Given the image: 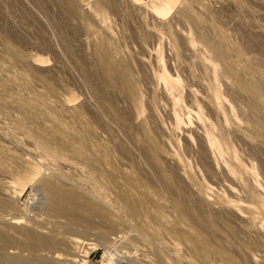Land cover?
Instances as JSON below:
<instances>
[{
  "label": "rangeland",
  "instance_id": "1",
  "mask_svg": "<svg viewBox=\"0 0 264 264\" xmlns=\"http://www.w3.org/2000/svg\"><path fill=\"white\" fill-rule=\"evenodd\" d=\"M83 1L85 2V4L83 3L84 5L81 4ZM159 1L163 0H0V218L3 220V222L0 220V224L2 225H0V228L5 231V235H10L11 237L15 235V237H17H14L15 240L18 239L17 242L20 243V246L18 243L15 245L16 248H1L0 254L2 251H17L21 254V256L17 254V256L8 255L9 257H0V264H6L8 261L9 264H13V260L15 259L16 261L14 264H34L37 259L43 257L41 254L44 253L49 254V257L54 256L56 253L63 255L64 260H61L60 264L71 263L73 261L76 264H88L89 262L91 264H111L112 262L109 260H112V258H115L114 261L117 262V264H197V262L198 264H264V203L262 200H260V226H263L260 227V230H256V232L255 230L251 231V229H248L241 221L240 223L237 222V219L231 222H225L222 219L219 222H213V220L208 222L205 218L207 215L205 212H208L211 207L205 200H201L202 197L200 198L199 195V193L205 189L207 181L198 173L197 167H199L200 164L197 162L195 154H189L182 145L174 144L178 153L182 156L186 155L192 166L189 168V172L194 175L196 183L194 182L195 184L191 185L188 189H190V191L194 193L193 194L189 191V193H187V191L185 192L183 189L184 186L189 187L190 185H184L186 182L185 180V182L181 184L178 179L175 180L171 178L170 172L167 170L166 165H164L165 162L163 163V161H160L153 164L154 160L152 157L150 158L153 161L149 158L151 155H146L150 153L152 144H149L148 141L143 138L145 137L147 139L152 136L151 127L153 123H150L152 121L149 120L150 124L148 122H146L147 124H139L141 122L135 120L137 117L135 108L131 110L134 104L138 102H142L144 106L150 102L151 106L157 109L159 118L162 121L165 120L163 118L165 115L160 108L165 104V99L162 97L161 91L155 88L154 78L152 79L154 82L150 81V77H153L154 74H159L162 69L159 58L163 57L165 62L170 63L169 65L171 67L168 64H166V66L168 65V68L172 72H177L180 78L182 77L181 83L184 87L183 96L185 99L187 95H184V93L188 94V90H185L186 84L189 82L190 85L199 89L198 80H200V77H203L202 74L199 76L201 70L198 66L199 63H196L197 54L199 55L202 53L205 55L207 51L205 49L208 47V50L210 48L212 50L211 46H213V44L223 49V54L220 56L210 50L207 51L208 53L206 56L211 60L216 59L212 61L219 67L217 68L219 76H221L220 73L224 70L226 74L223 72L224 74L222 73V76L228 74L226 78L230 82L227 84L228 87L223 84V90L227 92L226 90L230 88L229 85L231 86L234 83V85L237 84V87H239L238 85H241L243 81L246 82L247 85L251 82V85L249 84L248 86L250 89H248V87H246L245 90L244 88H238V90L240 89L238 91L235 87V91H233V88L231 90L229 98L235 103L238 109L237 113H240L241 115H239L245 120L251 119L249 114L250 107H248V105L251 103L252 98H254L253 101L257 100L258 102L254 103L252 101V105L254 104V106H257L259 104L260 107L264 109V0H176L171 11L165 16H158L152 7L154 2ZM69 5H71L70 7H75L76 10L75 8L72 10L73 8L71 9ZM92 11L95 12L92 13ZM189 11L192 13L190 14ZM96 18L101 25H98ZM102 18L104 19L103 22L101 21ZM153 25L155 27H153ZM103 27H105V29ZM172 27L174 29H172ZM102 29L104 30L102 31ZM109 30L110 34H113L112 38L110 37L111 35L108 36ZM174 30L181 36L186 34V37L184 36V38H181ZM150 31L152 33L148 35L147 33ZM185 31L187 33H184ZM103 32L104 34L107 33V36H105L107 40L108 37L112 39L109 38L107 44L106 40L104 41L103 39ZM155 33L159 34L157 38L153 36ZM187 35L192 38L190 37V39H188ZM207 36L209 38H207ZM186 38L192 45H188L189 42H187V40L184 42L185 45L182 43V39L184 40ZM207 39H210V41H207ZM211 39L214 40L211 41ZM100 40L102 42H100ZM108 42L112 43L109 44ZM192 42L204 50L202 51ZM209 42H211V46ZM200 44H203L202 47L204 48H202ZM102 45L105 46V48L102 47ZM115 46L118 47V49ZM109 47L111 50H118V53H116L117 55L110 51ZM103 48L105 50L102 52ZM153 48H155V50ZM191 48L195 49L191 50ZM158 49L160 52L157 51ZM185 49L190 52L187 53ZM180 50H182V52ZM183 51L189 56L186 58L182 56V54L187 56ZM149 52L151 54H149ZM190 53L193 57L196 54V59H192L193 57L190 56ZM148 54L149 59L147 57ZM159 54L160 56H158ZM103 55L108 57L106 58L109 62L105 60ZM134 55L136 57L139 56L136 59ZM174 55H177V57ZM228 56L230 60H227ZM219 57L223 60L219 59ZM114 58L116 61H114ZM122 58L127 60L125 61L126 63L124 62L125 64H121L122 66L125 65L127 67V62L129 63V67L133 64L132 67H130L133 71H129V76L134 75L133 77H128L131 81L134 80L132 83L122 76L120 79L121 74H118L122 69L120 64V67L118 66V62L121 63L124 61ZM171 58L173 59V66ZM110 59L111 63H115L116 65L111 64ZM128 59L130 61H128ZM138 59L139 61L136 62ZM183 59L187 60L184 61ZM174 60H177V63L183 62L182 64H185L188 70L186 68H181L183 65L180 63L177 64ZM218 60L221 61L218 62ZM138 63H141L142 66ZM218 63H220L221 66ZM40 64L43 66L40 67ZM147 65L149 67V72ZM175 66L177 67V71L174 70ZM220 67H222V69ZM114 68H118L119 70H115ZM226 68L228 71H226ZM189 71L193 76L191 74L189 76ZM147 73L151 75L154 74L152 76L150 74L147 76ZM222 76L220 79L223 78ZM116 77L118 78L116 79ZM121 80L126 81L122 82ZM194 80H196L195 83ZM238 80L240 82H238ZM148 83L153 92L151 88L150 90L148 89L147 92L146 89L149 88V86L147 87L146 85H149ZM135 84L136 86H133ZM126 86H128V91ZM254 87L260 88V97H255L252 93L251 89ZM129 90L131 98L128 97ZM240 91H242L243 94ZM245 91H247V93ZM236 92H238V94ZM148 93L151 94L148 95ZM156 93L160 99L156 98ZM148 96H152L150 97L152 101ZM162 99L164 101H161ZM186 100L187 99H185V101ZM69 102L72 103L70 104ZM238 104L241 106L243 105L242 108L244 109L241 110L242 112L240 108H238L241 107ZM128 105H132V107L130 108ZM77 106L81 109H78ZM262 109L260 110L261 116H263L264 113ZM72 110L78 113L75 112V115ZM133 111H135V114ZM144 113L142 114L141 120L146 117L147 111ZM133 117H135V119ZM131 119L133 121H131ZM132 122L137 123L133 124ZM138 124L142 128H140ZM262 126H264V121ZM134 127H136L138 131L137 129L135 130ZM262 129H264V127ZM139 134L140 136L138 137ZM135 135L141 140L139 141ZM260 138L264 139V137L261 136ZM258 139L259 138H255L253 140L254 142L252 141L251 144L240 141L234 143L240 156L244 159L248 158L253 163L254 168L260 175V182L264 184V140L261 141V139ZM255 140H258V143ZM66 145H68L70 149L67 148ZM141 146L144 150L148 151H143V149L140 148ZM133 152L135 155L132 154ZM134 156L139 157V161L143 160L144 162V160H147L148 163L147 161L146 163L148 165L146 163L142 164V161H137L139 158L136 159ZM130 159L132 162L137 161V163L141 166L143 165V167L136 165V163L133 165ZM128 160L131 163L130 165L129 163L127 164ZM91 161H93V164L91 163L92 165L89 163ZM145 165L148 167H144ZM137 166H139V168H137ZM151 166L152 168H150ZM154 166H157V169ZM21 168L23 170H21ZM154 168L156 170H154ZM160 168L161 170L164 169L163 173L160 172ZM16 171H19V173H16ZM36 171L39 172L37 175L38 177L35 176V179H32ZM156 174H161L162 176H157ZM47 175L48 177L51 175L50 178H48ZM111 175L117 177L111 178ZM149 175L150 177L153 176L152 180L149 178L150 182H156L160 190L159 188L158 190L155 189V183H150V186L152 184L151 187L153 188L154 186L153 189H155V191L157 190L158 194L160 191L165 194L162 193L164 201L163 197L159 195L160 200L163 202H160L158 194H156V196L152 195L155 191L150 188L149 182L145 179ZM160 176L163 180H161ZM154 177L158 178V180L156 179L155 181ZM164 178L168 179V182H166ZM49 179L51 181H49ZM47 181H53V184H56V186L61 189L60 191L66 194L67 197L64 199L65 204L73 200V204L77 203V207L79 204V208H74L75 205L73 206V204L70 203L71 205L68 207L69 216L65 213L67 209L65 206L63 212L60 210L61 213L57 211L51 214L52 211L49 212V210H47L55 217H46V215H50L47 211L46 215H44V210L47 208H43L44 205L46 206L45 199L47 198V193L44 191V187ZM158 182L161 183L159 184ZM209 182L213 184V186L217 185L216 179H208V183ZM13 183L18 184H14V186L9 189V194L12 193L11 195L15 196L10 199L4 194V189L5 186L11 187ZM162 183L163 185H161ZM143 184L144 187L147 185L149 186H147L150 188L149 193L147 191L149 189H147V187L144 188ZM181 185L183 187H181ZM25 186L26 188L23 189ZM37 186L42 189L41 195H37L38 192L36 190L39 188ZM191 187L195 191H193ZM185 188L187 189V187ZM151 190H153V193H150ZM68 191H71L69 194L73 193V195L67 194ZM142 191L147 192V197L148 195L150 196L147 198L146 192L141 193ZM44 192L45 194H43ZM177 192L179 194L182 193V196H178L179 194L176 195L175 193ZM195 192L198 193L196 194V198L194 196ZM189 194H192L194 197H189ZM101 195L105 197L110 206L108 205V207L105 208L98 204L99 198L102 197ZM185 195L188 196L186 197ZM263 195L262 193V198H264ZM42 196L43 199L41 201L44 202V204L40 201ZM177 196L178 198L180 197L181 200H179ZM68 197L71 201L66 202L69 200ZM183 197H186V201L187 199H190V201L184 202ZM165 198L170 200L173 199L175 203L173 200L166 201ZM146 199H148L149 203ZM196 199H200V201H197L199 206L200 204L201 206L203 205L200 209L205 210L207 208L206 210L208 211L203 210V212L199 208L196 209ZM151 201L153 203H150ZM191 201L196 203V206H194V203ZM155 202L159 203L158 205L162 210L157 207L158 205ZM154 203L156 206L153 205ZM163 203L164 206L167 205L169 208H173H170L171 211H173L171 212L167 207H162ZM176 203L184 209V214H182L181 217L176 208ZM184 203L189 205L187 208L191 207V209H187ZM190 203H192V206ZM129 205H134V207L128 211ZM80 206L83 207L80 208ZM84 206L91 207V209L87 207L88 212H84ZM124 206L126 208H124ZM15 207L17 208L16 210ZM164 208H167L166 210L169 209V214ZM75 209L79 215L81 214L80 217L83 218V220H92V223L94 221L95 223L93 226L96 227L98 225L96 228L100 226V230H102L103 225L105 227L104 229H107L106 226L111 224L110 227L113 228L117 224L116 227L118 226V229L115 227V229H113L116 235H113V231H111L110 233L112 236L109 235L103 238L104 235L100 237L102 234H97L100 230L90 231V233L88 230V233H83L81 227L72 224L73 221L69 218L70 215L73 214L70 212H72V210L76 211ZM139 209H141V211ZM163 210H165L166 213ZM190 211L196 212L191 213ZM201 211L203 214H206L204 217L205 220L203 219ZM199 212H201L202 215ZM77 213L74 214L77 215ZM143 213L145 214L144 216L142 215ZM24 214H26V216ZM61 214L64 215V218L67 216L68 220L64 219ZM172 214L175 216L173 215L174 217H171ZM188 214L189 216H187ZM57 215L62 217V220L58 217L61 224L57 223ZM12 217H24V226L27 227L28 225V228H38L37 226H39L38 229H43L44 235L56 236V238L68 237L77 241V247L70 248L64 245H56L57 247H47V249L43 247L39 249L29 248L28 245L33 243L34 239L24 233L14 231L7 222L9 219L12 220ZM186 217L189 218V220L194 217L192 220L198 229L202 226V223H205L206 225L204 224L202 227L205 228L206 226V229L201 227V230H198L200 232H198L195 230V227H192L194 224L190 225L193 223L192 220L189 222L187 221L188 219L185 220ZM181 219H184L185 223L182 222ZM63 220H65V223ZM171 220L174 221L172 222ZM52 221H55V223ZM200 221H202L201 224ZM41 222L44 223V225ZM182 223L188 226H184ZM196 224H199V227ZM42 225L43 227L40 228ZM179 228L182 233H178V231H180ZM182 228L186 233L183 234ZM202 229L208 232V238L206 231L204 232ZM119 231H121V233ZM202 232L206 234L205 237ZM132 235H135V237L137 236L139 239H136L139 242L141 241V243L136 241L134 243L132 238L135 237ZM190 235L192 236L191 238ZM189 238L190 240H187ZM213 240L215 242H212ZM190 242L196 244L195 249L193 243L191 244ZM188 243H190L192 248H190ZM213 244L215 246H213ZM198 245L199 247H197ZM196 248H199L198 251ZM215 248L218 249V251L220 250V255L215 251ZM167 249H171L172 252L171 250L163 251ZM146 251L149 254L146 253ZM196 251L199 253L197 256ZM168 254H171L169 259ZM22 256L26 259L24 260ZM172 256L174 258H172ZM11 257L13 259H11ZM158 257L159 259H164V261L161 259L159 260ZM196 257H198V259ZM199 257L202 260H199ZM18 258L20 263L17 262ZM43 258H41V261H44L41 262L37 260L36 263L41 264L43 262H49V264H53L55 262L46 259L47 257ZM155 258L158 260L156 261ZM203 258L205 259L203 260ZM10 260L12 261L10 262ZM105 261L107 262L105 263ZM55 263L57 264L58 262ZM112 264L115 263L113 262Z\"/></svg>",
  "mask_w": 264,
  "mask_h": 264
},
{
  "label": "bare ground",
  "instance_id": "2",
  "mask_svg": "<svg viewBox=\"0 0 264 264\" xmlns=\"http://www.w3.org/2000/svg\"><path fill=\"white\" fill-rule=\"evenodd\" d=\"M68 1V0H67ZM77 2V1H76ZM75 2V3H76ZM175 2H176V0H163V1H159V2H154L153 3V5H152V7H153V9H154V11H155V13L158 15V16H165L166 14H168L170 11H171V9H172V7H173V5L175 4ZM77 3H79V2H77ZM81 3V2H80ZM85 4V2L83 1L81 4ZM68 4H70V3H68ZM83 4V5H84ZM138 4V3H137ZM74 5V4H73ZM134 5V4H133ZM71 5H69V7H70ZM77 6H80V5H77ZM82 6V5H81ZM99 7V6H98ZM138 7V6H137ZM72 10H74V8L75 7H70ZM96 8V7H95ZM140 8V7H139ZM91 9H93V8H91ZM75 10H76V8H75ZM97 10H99V9H97ZM100 11V10H99ZM99 11H98V13H99ZM188 11V10H187ZM191 11V10H190ZM190 11H189V13H190ZM74 12V11H73ZM84 12V11H83ZM86 12H87V10H86ZM89 12V11H88ZM95 12V11H94ZM93 11H92V13H94ZM192 13V12H191ZM190 13V14H191ZM89 14V13H88ZM91 14V13H90ZM186 14H188V13H186ZM76 15V14H75ZM156 15V16H157ZM89 16V15H88ZM96 16H97V14H96ZM102 16V15H101ZM183 16V15H182ZM191 16V15H190ZM194 16V15H193ZM188 17V16H187ZM195 17V16H194ZM93 19H95L94 17H92ZM97 19V18H96ZM100 19V18H99ZM97 21V23H98V25L100 24L99 23V20L97 19L96 20ZM101 21L103 22L104 21V19L102 18L101 19ZM161 24V23H160ZM97 25V24H96ZM98 25H97V27H98ZM101 25V24H100ZM105 25V24H104ZM168 25V24H167ZM197 25V24H196ZM105 27H106V25H105ZM105 27H103L104 29H105ZM109 27V26H108ZM107 27V28H108ZM152 27V26H151ZM153 27H155L154 25H153ZM157 27V26H156ZM97 29H99V28H97ZM104 29H102V31L104 30ZM109 29V28H108ZM153 29V28H152ZM171 29V28H170ZM172 29H174L173 27H172ZM171 29V30H172ZM204 29V28H203ZM111 30V29H110ZM110 30L108 31V36H110L111 34H110ZM199 30H200V28H199ZM198 30V31H199ZM201 30H202V28H201ZM95 31H96V29H95ZM149 31V30H148ZM175 31V30H174ZM173 31V32H174ZM203 31V30H202ZM149 33L151 34L152 32L150 31V32H148L147 34L149 35ZM175 33L177 34V31H175ZM182 33V32H181ZM180 33V34H181ZM184 33H187L186 31L184 32ZM199 33H201V32H199ZM107 33H105L104 34V32H103V39H104V41L106 40V44H107V41L109 40V38L111 37L112 38V35L110 36V37H108V40H107V38L105 37V36H107L106 35ZM156 34V33H155ZM153 35L154 36V38H157L158 36H159V34H156V35ZM201 34H203V33H201ZM148 35H146V36H148ZM158 35V36H157ZM178 36H180L181 38H184V36L186 37V34L185 35H183V33H182V35L183 36H181V35H179V34H177ZM188 35H190V34H188ZM188 35H187V37H188ZM156 36V37H155ZM202 36V35H201ZM105 37V38H104ZM150 37V36H149ZM152 37V36H151ZM191 37V36H190ZM190 37H188V39H190ZM199 37H200V34H199ZM203 37H205V36H203ZM110 38V39H111ZM114 38V37H113ZM192 38V37H191ZM207 38H209L208 36H207ZM187 38L186 39H182V43L184 44V42H185V40H187V42H189V40H188ZM112 40V39H111ZM110 40V41H111ZM114 40V39H113ZM160 40H162V39H160ZM181 40V39H180ZM192 40V39H191ZM190 40V41H191ZM194 40V39H193ZM210 41V39H207V41ZM212 40H214V39H211V41ZM103 41V42H104ZM100 42H102L101 40H100ZM202 42H204V41H202ZM215 42V41H214ZM109 44L110 43H112V42H108ZM179 43H181V42H179ZM181 43V44H182ZM193 43V42H192ZM213 43V42H212ZM221 43V42H220ZM105 44V45H106ZM161 44V43H160ZM180 44V45H181ZM187 44V43H186ZM190 44V42L188 43V45ZM194 44V43H193ZM211 44V42H209V45ZM229 44V43H228ZM174 45V44H173ZM185 45V44H184ZM188 45H186V46H188ZM190 45H192V44H190ZM195 45V44H194ZM201 45V44H200ZM217 45V44H216ZM224 45V44H223ZM111 46H112V44H111ZM110 46V47H111ZM124 46V45H123ZM196 46V45H195ZM203 46V44L201 45V47ZM211 46V45H210ZM209 46V47H210ZM98 47H99V45H98ZM102 47H104L105 48V46H103L102 45ZM107 47H108V45H107ZM109 47V48H110ZM116 47V46H115ZM142 47H143V45H142ZM181 48H183L182 46H180ZM189 47V46H188ZM196 47H199L200 48V46H196ZM205 47H207V46H205ZM212 47V50H211V48L208 50V47H207V49H205V50H207V51H213L214 53H216L217 55H222L223 54V49H221L220 47H218V46H215L214 44H213V46H211ZM102 49V52L105 50V49ZM117 49H118V47H116ZM180 48V49H181ZM184 48H185V46H184ZM187 48V47H186ZM202 48H204V47H202ZM99 49V48H98ZM106 49H108V48H106ZM154 50H155V48H153ZM152 49V50H153ZM195 49V48H194ZM194 49H192L191 48V50H194ZM201 49V48H200ZM199 49V50H200ZM110 51H112V52H114L115 54L116 53H118V50L117 51H115L114 49H112L111 50V48L109 49ZM108 50V51H109ZM114 50V51H113ZM186 50V49H185ZM184 50V51H185ZM187 50H188V48H187ZM186 50V52L188 53V52H190V51H187ZM198 50V51H199ZM202 51L204 50V49H201ZM110 51H109V53H110ZM158 52H160L159 51V49L157 50ZM181 52H182V50H180ZM183 51V52H184ZM205 52L206 54L208 53V52ZM225 51H227V50H225ZM225 51H224V53H225ZM106 52V51H105ZM153 52V51H152ZM157 52V53H158ZM174 52H175V48H174ZM186 52H184V53H186ZM193 52V51H192ZM191 52V53H192ZM187 53H186V55H187ZM191 53H190V56H192L191 55ZM193 53H196V52H193ZM192 53V54H193ZM201 53V52H200ZM113 54V53H112ZM111 54V55H112ZM114 54V55H115ZM149 54H151L150 52H149ZM149 54H148V59H149ZM155 54V53H154ZM181 54V53H180ZM206 54L204 55V54H197V59L195 58V55H194V57L192 58V59H196L195 61H196V63H199L198 64V66H199V69L201 70L200 72V75L199 76H201V74L203 75V77H200V80H198L199 81V89H197V88H195V86H193V85H190L189 84V82H188V84H186L185 86V90H188V94H185L184 93V95H187V98H185V99H187L186 101H185V99H184V96H183V90H184V87L182 86V83H181V78H180V75L176 72V73H174V72H172L168 67L170 66L169 64L170 63H167V62H165L164 61V59H163V57H161V58H159V63L162 65V69H161V71H160V73L159 74H152L153 75V77H150V81H153L152 79L154 78V80H155V88H158L159 89V91H161V94H162V97L165 99V104L162 106V104H161V106L162 107H160L161 108V110H162V112H163V114L165 115H163L164 117V119L165 120H161L160 118H159V115H158V111H157V109L156 108H154V107H152L151 106V104H150V102H148L149 103V105H148V103H147V105L146 106H144L143 104H142V102H138V103H136V104H134V107H132V105L131 106H129L130 108L132 107V109L131 110H133V108H135V110H136V115H137V117H136V119H135V117H133L136 121H140L141 123H139V124H145L146 122H148L149 123V120H151L152 122H150V123H153V125H152V127H151V134H152V136L151 137H148L147 139L144 137L143 139H145V140H147L148 141V143L150 144H152L151 146H152V148H151V150H150V153H148V154H146V155H151V156H149V158L150 157H152V159L154 160V162H153V164L156 162V163H158V162H160V161H163V163H164V165H166V168H167V170L170 172V175H171V178H173V179H178L180 182H181V184L183 183V182H185L184 183V185H188V184H190L189 185V187L188 186H184V190H185V192L187 191V193H189V192H192V191H190V189H188V188H190V186L191 185H194L196 182H195V180H194V175L193 174H191L190 172H189V168H191L192 166H191V164H190V161H189V159L187 158V156L186 155H184V156H182V155H180V153H178V151L176 150L177 148H175L176 146H174V144H177V145H182L184 148H185V151L187 152V153H189V154H195V156H196V158H197V162L200 164V166L199 167H197V170H198V173L203 177V179L205 180V181H207V184H206V187H205V189L204 190H202L201 191V193H199V195H200V198H201V200L203 199V201L205 200L207 203H209L210 204V209H209V211L208 210H204V211H208V212H205L206 214H203V210L202 209H200V208H202L203 207V205L201 206V204H200V206L198 205V203H197V201L199 200L200 201V199H196V203H197V206L195 205L196 203H194L193 201H191L192 203H194V206H196L197 208L196 209H200V210H202L201 212H202V214H203V219H204V217H205V215H206V219H207V221L208 222H211V220H213V222L215 221V222H219L221 219L222 220H224L225 222H231V221H235L236 219H237V222H239L240 223V221L242 222V223H244L245 225L244 226H246L248 229H251V231H253V230H255V232H256V230H260V227H262V226H260V200H262V202L264 203V198H262V193L264 194V184L263 183H261L260 182V175L258 174V172L256 171V169L254 168V165H253V163L248 159V158H246V159H244L243 157H241L240 156V154H239V152H238V150H237V148H236V146H235V143L234 142H237V141H240V142H243V143H250L251 144V142L255 139V138H259L258 140H260L261 138H260V136L261 137H264V129H262L264 126H262V123H263V119H264V113H263V116H261L260 115V110L262 109V107H260V105L258 104L257 106H254V104L252 105V101L254 100V98H252V97H250V98H252V101H251V103L249 104V105H251V106H249L248 105V107H250V116H251V119L249 118L248 120H245V119H243L240 115V113H237V108H236V105H235V103H233V101L229 98V95H230V93H231V90H232V88H233V91H235V89H237L238 90V88H244V90H245V88L246 87H248L249 86V84L251 85V82L247 85V83L246 82H244L243 81V79H242V81L244 82H241V85L239 84L238 86L239 87H237V84L236 85H229V87L230 88H228L227 90H226V88H225V90L227 91V92H225L224 90H223V84H225V85H227V84H229V80H227V78H226V76H228V74L227 75H225V76H222L224 73L226 74V72H222V73H220L221 74V76L223 77V78H221L220 79V77L221 76H219V72H218V70H217V68H219V67H217L216 66V64L212 61V60H216V59H209L208 58V56H206ZM229 54V53H228ZM114 55H113V57H114ZM117 55V54H116ZM178 55V54H177ZM177 55H174V56H176L177 57ZM104 56V55H103ZM109 56V55H108ZM120 56V55H119ZM135 56V55H134ZM139 56V55H138ZM137 56V57H138ZM154 56V55H153ZM158 56H160V54L158 55ZM157 56V57H158ZM182 56H184L185 58L186 57H188L189 55H187V56H185V55H183L182 54ZM226 56V55H225ZM107 57V56H106ZM105 56H104V58H105V60L107 61V58H106ZM110 57V56H109ZM136 57V56H135ZM137 57H136V59H137ZM146 57V56H145ZM146 57V58H147ZM183 57V58H184ZM218 57V56H217ZM223 57H224V55H223ZM234 57H235V55H234ZM116 58V57H115ZM115 58H114V61H116L115 60ZM120 58V57H119ZM172 58H174V57H172ZM171 58V59H172ZM179 58V57H178ZM177 58V59H178ZM190 58V57H189ZM213 58V57H212ZM229 58V56L227 57V60H230V59H228ZM236 58V57H235ZM118 59V58H117ZM122 59H124V58H122ZM139 59H141V58H139ZM139 59L136 61V62H138L139 61ZM147 59V60H148ZM152 59H154V58H152ZM155 59H156V57H155ZM158 59V58H157ZM219 59H222V58H220L219 57ZM225 59V58H224ZM239 59V58H238ZM104 60V61H105ZM184 61H186L187 59H183ZM223 60V59H222ZM113 61V62H114ZM118 61V60H117ZM120 61H122V60H120ZM125 61H127V60H125L124 59V61H122L121 63H119L118 62V66L120 67V65L121 64H123ZM128 61H130L129 59H128ZM173 61V59L171 60V62ZM176 63H177V60H174ZM179 61H180V59H179ZM221 60H218V62H220ZM232 61V60H231ZM240 61V60H239ZM42 62H45V61H42ZM107 62H109V61H107ZM132 62V61H131ZM130 62V63H131ZM233 62V61H232ZM36 63V62H35ZM106 63V62H105ZM110 63H111V59H110ZM117 63V62H116ZM126 63V62H125ZM124 63V64H125ZM142 63H143V61H142ZM153 63V62H152ZM178 63H180V64H182L181 62H178ZM177 63V64H178ZM222 63V62H221ZM224 63V62H223ZM228 63H229V61H228ZM42 64H44V63H42ZM42 64H40V67H42L43 65ZM111 64H113V63H111ZM115 64V63H114ZM113 64V65H114ZM120 64V65H119ZM127 64H128V66L126 67L125 65H121L122 66V69L121 68H119V69H121V72L120 73H118V74H121L120 75V79H121V76L124 78V79H128V77L130 78V76H132L133 77V72H132V74L133 75H130L129 76V71H133V70H131L130 69V67H132V65L129 67V63L127 62ZM126 64V65H127ZM139 64V63H138ZM148 64V63H147ZM154 64V63H153ZM166 64H168L167 66H166ZM175 64V63H174ZM219 65H220V63H218ZM233 64V63H232ZM113 65H111V66H113ZM116 65V64H115ZM139 65H141V63L139 64ZM143 65H146V64H143ZM183 65V64H182ZM182 65H180V66H182ZM218 65V66H219ZM107 66V65H106ZM142 66V65H141ZM172 66H173V62H172ZM187 66V65H186ZM221 66V65H220ZM117 67V66H116ZM128 67H129V69H128ZM147 67H148V65H147ZM171 67V66H170ZM237 67V66H236ZM107 68V67H106ZM118 68H114L115 70H117ZM156 68V67H155ZM174 68V67H173ZM173 68H171V69H173ZM178 68H179V66H178ZM181 68H186L187 69V67H185V64L183 65V67H181ZM189 68V67H188ZM221 69H222V67H220ZM224 68V67H223ZM234 68H235V66H234ZM118 69V70H119ZM148 69V72H149V67L147 68ZM150 69H151V67H150ZM177 69V67L175 66V68H174V70H176ZM188 70V69H187ZM220 70V69H219ZM234 70V69H233ZM152 71V70H151ZM177 71V70H176ZM222 71V70H221ZM220 71V72H221ZM226 71H228L227 70V68H226ZM154 72V71H153ZM243 73V72H242ZM131 74V73H130ZM150 74V73H149ZM148 73H147V76L149 75ZM190 74L192 75V73L189 71V76H190ZM244 74V73H243ZM151 75V74H150ZM151 75V76H152ZM242 75V74H241ZM193 76V75H192ZM105 77V76H104ZM119 77V76H118ZM118 77H116V79L118 78ZM226 79H225V78ZM197 78H198V76H197ZM242 78V77H241ZM248 79V78H247ZM126 80H121L122 82L123 81H126ZM129 81H131L130 79H128ZM118 81V80H117ZM134 81V80H133ZM133 81H131V83L133 82ZM150 81H149V83H150ZM192 81H193V79H192ZM195 81L196 80H194V83H195ZM246 81V80H245ZM154 82V81H153ZM153 82H152V84H153ZM238 82H240L239 80H238ZM148 83V84H149ZM184 83V82H183ZM193 83V84H194ZM246 83V84H245ZM185 84V83H184ZM125 85H127V84H125ZM198 85V84H197ZM263 85V84H262ZM133 86H136V84L135 85H133ZM147 87L149 86V88H147L146 90H147V92H148V89L150 90V84L149 85H146ZM254 86V85H253ZM259 86V85H258ZM127 88V91H128V86H126ZM227 87H228V85H227ZM236 87V88H235ZM257 87V86H256ZM235 88V89H234ZM262 88H263V86H262ZM241 89V90H242ZM248 89H250L249 87H248ZM132 90H134V89H132ZM156 90V89H155ZM240 90V89H239ZM238 90V91H239ZM252 90V93L254 94V96L256 97V96H259L260 97V88L258 87V88H253V89H251ZM145 91V90H144ZM151 91L153 92V90H152V88H151ZM151 91H149V92H151ZM134 92V91H133ZM132 92V93H133ZM241 93H242V91H240ZM246 93H247V91H245ZM261 92H263V91H261ZM139 93V92H138ZM141 93V92H140ZM145 94H147L146 92H144ZM237 94H238V92H236ZM240 93V94H241ZM149 94H151V93H148V95ZM236 94V95H237ZM243 94V93H242ZM242 94H241V96H242ZM129 96V98H131L130 96V90H129V94H128ZM137 95V94H136ZM140 95V94H139ZM144 95V94H143ZM56 96V95H55ZM145 96H147V95H145ZM144 96V97H145ZM160 96V95H159ZM238 96V95H237ZM149 97V99H151L150 97H152V96H148ZM161 97V96H160ZM186 97V96H185ZM230 97H232V96H230ZM233 97H235V96H233ZM128 98V99H129ZM147 98V97H146ZM156 98H159L158 96H157V93H156ZM238 98V97H237ZM128 99H126V100H128ZM160 99V98H159ZM239 99V98H238ZM131 101H134V100H132V99H130ZM135 100H138V99H135ZM72 101V100H71ZM129 101V100H128ZM127 101V102H128ZM147 101H148V98H147ZM151 101H152V99H151ZM161 101H164L163 99L161 100ZM239 101V100H238ZM249 101V100H248ZM60 102V101H59ZM156 102H157V99H156ZM254 103L255 102H257V100L256 101H253ZM70 103V102H69ZM72 103V102H71ZM70 103V104H71ZM129 103V102H128ZM127 103V104H128ZM132 103V102H131ZM144 103V102H143ZM243 103V102H242ZM248 103V102H247ZM258 103V102H257ZM66 104H68V103H66ZM130 104V103H129ZM239 104H241V103H239ZM238 104V105H239ZM158 105H160V104H158ZM68 106V105H67ZM239 106H241V105H239ZM243 106V105H242ZM242 106L241 107H238V108H240V111L242 110V109H244V108H242ZM72 107V106H71ZM81 107V106H80ZM66 108V107H65ZM68 108V107H67ZM76 108V107H75ZM77 108H78V106H77ZM247 108V107H246ZM261 108V109H260ZM78 109H81V108H78ZM82 109H84V108H82ZM66 110V109H65ZM69 110H71V109H69ZM160 110V111H161ZM264 109H262V111H263ZM73 111V110H72ZM147 111V115H146V117H144L142 120H141V117H142V114L144 113V112H146ZM74 113L76 112L75 110L73 111ZM134 112V114H135V111H133ZM242 112V111H241ZM245 112V111H244ZM76 113H78V112H76ZM76 113H75V115H76ZM85 114V113H84ZM133 114V113H132ZM145 114V113H144ZM240 114V115H239ZM244 114V113H243ZM77 116H79V115H77ZM76 116V117H77ZM86 116V115H85ZM133 116V115H132ZM75 117V116H74ZM82 117V116H81ZM130 117V116H129ZM244 117V116H243ZM263 117V118H262ZM78 119H80L79 117H77ZM148 120V121H147ZM131 121H133L132 119H131ZM133 123V122H132ZM131 123V124H132ZM134 123H137V122H134ZM133 123V124H134ZM149 123V124H150ZM123 124V123H122ZM138 124V125H139ZM147 124V123H146ZM136 125V124H135ZM149 126H151V125H149ZM139 127L140 128H142L140 125H139ZM133 128V127H132ZM135 128V130L137 129L136 127H134ZM146 128H148V127H146ZM145 128V129H146ZM123 129V128H122ZM140 130V129H139ZM118 131H120V130H118ZM123 131V130H122ZM137 131H138V129H137ZM142 132V131H141ZM141 132H139V133H141ZM131 134V133H130ZM138 134V133H137ZM168 134V135H167ZM141 135H143V134H141ZM140 136V134L138 135V137ZM148 136V135H147ZM123 137H124V135H123ZM130 137V136H129ZM135 137H136V135H135ZM138 137H136V138H138ZM126 139H127V137H126ZM139 139V138H138ZM120 140V139H119ZM130 140V139H129ZM137 140V139H136ZM141 139H139V141H140ZM144 140V141H145ZM257 140V141H258ZM262 140H264V139H261V141ZM139 141H138V143H139ZM256 141V140H255ZM256 141V142H257ZM133 142H134V139H133ZM137 142V141H136ZM135 142V143H136ZM254 142V141H253ZM264 142V141H263ZM262 142V143H263ZM146 143V142H145ZM258 143V142H257ZM260 143V142H259ZM68 145H69V143H68ZM68 145H66V147L67 148H69L68 147ZM141 145V144H140ZM138 146V145H137ZM144 146V145H143ZM261 146V145H260ZM119 147V146H118ZM117 147V148H118ZM164 147V148H163ZM180 147V146H179ZM139 148V147H138ZM137 148V149H138ZM140 148H142L143 149V151H148V150H144V148L141 146ZM139 148V149H140ZM70 149V148H69ZM131 151V150H130ZM129 151V152H130ZM133 151V150H132ZM135 151V150H134ZM137 151V150H136ZM139 151V150H138ZM142 151V150H141ZM136 153V152H135ZM143 153V152H142ZM133 155H135L134 154V152L132 153ZM138 154V153H137ZM140 154H141V152H140ZM103 155V154H102ZM143 155V154H142ZM145 155V156H146ZM139 156H141V155H139ZM147 156V157H148ZM142 157V156H141ZM134 158H136V159H138L139 157H137V156H134ZM90 159V158H89ZM141 159H145V158H141ZM151 159V158H150ZM151 159V160H152ZM131 160V159H130ZM133 160H135V159H133ZM140 160V158L137 160V161H139ZM152 160V161H153ZM102 161V160H101ZM137 161L136 162H132V160H131V162L133 163V165H134V163H136V165H139L138 163H137ZM142 162H143V160H141ZM141 161H139V162H141ZM147 161V160H146ZM146 161L144 160V162L142 163V164H145L146 163ZM96 162L98 163V161L96 160ZM90 164L92 163L93 164V161H91V162H89ZM102 163V162H101ZM129 163V165L131 164L130 162H129V160H128V162H127V164ZM147 163H148V161H147ZM146 163V164H147ZM150 163V162H149ZM152 163V162H151ZM91 164V165H92ZM18 165V164H17ZM16 165V166H17ZM20 165V164H19ZM148 165V164H147ZM147 165H145L144 167H148ZM149 165H151V164H149ZM21 166V165H20ZM97 166V165H96ZM104 166V165H103ZM126 166V165H125ZM139 166H141V165H139ZM139 166H137V168H139ZM153 166V165H152ZM152 166L150 167V168H152ZM22 167V166H21ZM94 167H95V165H94ZM93 167V168H94ZM106 167V166H105ZM124 167V166H123ZM127 167H128V165H127ZM141 167H143V165L141 166ZM154 167H156V169H157V166H154ZM15 168V167H14ZM96 168V167H95ZM31 169V168H30ZM36 169V168H35ZM141 169H143V168H141ZM155 168H154V170H156ZM16 170V169H15ZM21 170H23L22 168H21ZM94 170V169H93ZM163 170V171H162ZM161 170V168H160V172L161 173H163L164 172V169H162ZM22 172V171H21ZM156 172V171H155ZM16 173H19V171L17 172L16 171ZM34 173V172H33ZM38 171H36V173H35V175L32 177V179L34 178L35 179V176H37L38 175ZM157 173V172H156ZM27 174V173H26ZM114 174V173H113ZM158 174V173H157ZM156 174V175H157ZM51 175H53V174H51ZM50 175V176H51ZM99 175V174H98ZM100 175L102 176V174H101V172H100ZM116 175V174H115ZM154 175V174H153ZM159 175H161V174H159ZM159 175H157V176H159ZM164 175V174H163ZM197 175V174H196ZM32 176V175H31ZM50 176L48 177V175H47V177L48 178H50ZM100 176V177H101ZM107 176H109V175H107ZM152 176V175H151ZM162 176V175H161ZM160 176V178H161V180H163L162 179V177ZM198 176V175H197ZM6 177V176H5ZM15 177V176H14ZM38 177V176H37ZM104 177H105V175H104ZM111 178L112 177H114V175L112 176H110ZM117 177V176H116ZM116 177H114V178H116ZM153 177V176H152ZM152 177H150V175L147 177V178H145L148 182H149V186H150V183H153V181L152 182H150V179L149 178H151V180L153 179ZM201 177V178H202ZM21 178V177H20ZM47 178V179H48ZM94 178V177H93ZM92 178V179H93ZM119 178V177H118ZM160 178H159V180H160ZM199 178V177H198ZM3 179V178H2ZM16 179V178H15ZM37 179V178H36ZM44 179H46V178H44ZM52 179H53V176H52ZM95 179H96V177H95ZM156 179L158 180V178H155L154 177V180L156 181ZM165 179V178H164ZM208 179H216L217 180V185L216 186H213V184H211L210 182L208 183ZM17 180V179H16ZM54 180H55V178H54ZM106 180V179H105ZM168 179H165V181L166 182H168L167 181ZM185 180V181H184ZM201 180V179H200ZM204 180H202L203 182H205ZM15 181V180H14ZM44 181V180H43ZM49 181H51L50 179H49ZM49 181H47L46 182V184H45V187L43 186L44 185V183H43V187H44V191L47 193V198L45 199L46 200V206L44 205V207L43 208H47V209H45L44 211H45V214L44 215H46V213L48 212L47 210H49V212H51V214L54 212V213H56L57 211H59V213H61L60 212V210L63 212V210L65 209V206L67 207V209H66V211H65V213H67L66 215H68V207L71 205L70 203H72L73 204V200L71 201L70 200V198H69V200L68 201H66V202H69V201H71L70 203H67V204H65L64 202H65V198L67 197L66 196V194H64V192L62 193L60 190L61 189H59L57 186H56V184L54 185L53 184V181L52 182H49ZM101 181V180H100ZM114 181V180H113ZM123 181V180H122ZM145 180L143 179V182H144ZM197 181V180H196ZM8 182V181H7ZM17 182H19V181H17ZM39 182V181H38ZM103 182V181H102ZM105 182V181H104ZM123 182H125V181H123ZM195 182V183H194ZM122 183V182H121ZM145 183V182H144ZM155 183V186H156V188L155 189H157L158 190V188H159V190H160V187H159V185H157L156 184V182H154ZM153 183V184H154ZM159 183V182H158ZM161 183V182H160ZM159 183V184H160ZM14 184H18V183H13V185L11 186V187H9V186H5V191H4V194L5 195H7L10 199H12V198H14L15 196L14 195H11V194H9L10 192H8L9 191V189H11L13 186H14ZM38 184V183H37ZM106 184V183H105ZM119 184V183H118ZM122 184H124V183H122ZM127 184V183H126ZM146 184H147V182H146ZM1 185V184H0ZM26 185V184H25ZM99 185H100V183H99ZM161 185H163V183L161 184ZM204 185V184H203ZM20 186V185H19ZM58 186H60V185H58ZM105 186V185H104ZM115 186H116V184H115ZM126 186V185H125ZM148 186V185H147ZM147 186H145V187H147ZM148 186V187H149ZM151 186H152V184H151ZM150 186V188H152ZM180 186V185H179ZM21 187V186H20ZM37 187H39V186H37ZM36 187V188H37ZM127 187V186H126ZM143 187H144V184H143ZM144 187V188H145ZM147 187V189H149V190H147L148 191V193H149V191H150V188H148ZM181 187H183L182 185H181ZM185 187H187V189L185 188ZM197 187V186H196ZM24 188H26V186L25 187H23V189ZM60 188H62L61 186H60ZM153 188H154V186H153ZM152 188V189H153ZM1 189V188H0ZM18 189V188H17ZM102 189H104V188H102ZM111 189H112V187H111ZM114 189H116V188H114ZM155 189H153L154 191H155ZM182 189V188H181ZM191 189H192V187H191ZM153 190H151V192L150 193H153L152 191ZM157 190L155 191V193L154 194H152L153 196L155 195L156 196V194H158L157 193ZM180 190V189H179ZM193 191H195L194 189H192ZM14 191V190H13ZM13 191H11V192H13ZM37 192H38V194L37 195H41L42 194V189L39 187V188H37V190H36ZM35 191V192H36ZM64 191V190H63ZM65 191H67V190H65ZM164 191V190H163ZM189 191V192H188ZM36 192V193H37ZM45 192L43 193V194H45ZM69 192H71V191H68V193L67 194H69ZM143 192H146V191H142L141 193H143ZM179 192H181V191H179ZM14 193V192H13ZM15 193H17V192H15ZM110 193V192H109ZM140 193V194H141ZM163 192L162 191H160L159 192V194H158V196L159 195H163L162 194ZM182 193H183V191H182ZM182 193H175L176 195L177 194H179L178 196H180ZM186 193V194H187ZM193 193V192H192ZM19 194V193H18ZM64 194V195H63ZM71 194V193H70ZM69 194V195H70ZM108 194V193H107ZM194 194V193H193ZM196 194H198V193H196L195 192V198H196ZM71 195H73V193L71 194ZM109 195V194H108ZM111 195V194H110ZM143 195V194H142ZM165 195V194H164ZM190 196L189 197H194L192 194H189ZM192 195V196H191ZM46 196V195H45ZM102 197H100L99 198V203L98 204H100V205H102V206H104L105 208L106 207H108V203H107V201H106V199H105V197L103 196V195H101ZM114 196V195H113ZM117 196V195H116ZM150 195H148V197H149ZM178 196H177V198H178ZM182 196V195H181ZM183 196H184V193H183ZM186 196V195H185ZM188 196V195H187ZM186 196V197H187ZM198 196V195H197ZM264 196V195H263ZM146 197H147V192H146ZM147 197V198H148ZM163 197V201H164V196H162ZM161 197V198H162ZM186 197H183L184 199V202L186 201L185 200V198ZM188 197V198H189ZM199 197V196H198ZM40 198V197H39ZM45 198V197H44ZM145 198V197H144ZM173 198V197H172ZM182 198V197H181ZM194 198V199H195ZM43 199V196H42V198L40 199V201ZM166 199V198H165ZM174 199V198H173ZM172 199V200H173ZM176 199V198H175ZM179 200H181L180 199V197L178 198ZM67 200V199H66ZM147 200V202H148V199H146ZM152 200V199H151ZM159 200H160V196H159ZM167 200H170V199H166V201ZM172 200H170V201H172ZM177 200V199H176ZM12 201V200H11ZM10 201V202H11ZM110 201H112V200H110ZM150 201V200H149ZM163 201H161L160 200V202H163ZM165 201V202H166ZM169 201V202H170ZM174 201V203H175V200H173ZM188 201H190V199H187V201L186 202H188ZM195 201V200H194ZM135 202V201H134ZM134 202H132V203H134ZM164 202V203H165ZM168 202V203H169ZM205 202V203H206ZM41 203L42 204H44V202H42L41 201ZM127 203H129V202H127ZM131 203V202H130ZM149 203V202H148ZM150 203H153L152 201L150 202ZM156 203V202H155ZM155 203L153 204V205H155ZM164 203L162 204V207H167V208H169V206H164ZM167 203V204H168ZM192 203H190L191 204V206H192ZM201 203V202H200ZM157 205L159 204V203H156ZM166 204V203H165ZM170 204V203H169ZM183 204V203H182ZM185 205H186V203H184ZM189 204V203H188ZM38 205V204H37ZM75 205V206H74ZM121 205V204H120ZM172 205H173V203H172ZM180 205H181V202H180ZM180 205L178 204V203H176V208L178 209V212H179V214H180V217H181V215L182 214H184V209L183 208H181L180 207ZM204 205H206V204H204ZM17 206V205H16ZM73 206H74V208L76 207V208H79V204H78V207H77V203L76 204H73ZM73 206H72V208H73ZM110 206V205H109ZM116 206V205H115ZM118 206V205H117ZM116 206V207H117ZM126 206V205H125ZM124 206V208H126ZM156 206V205H155ZM160 206H161V203H160ZM182 206H184V205H182ZM187 206H189V205H186V208H187ZM199 206V207H198ZM20 207V206H19ZM83 207V206H82ZM81 206H80V208H82ZM87 207L88 206H84V212L86 211V212H88V209H87ZM101 207V206H100ZM104 207H102V208H104ZM113 207V206H112ZM119 207V206H118ZM132 207H134V205H129L128 206V211L129 210H131V209H133ZM157 207H159V205L157 206ZM6 208V207H5ZM8 208V207H7ZM17 208H18V206H17ZM16 207H15V210L17 209ZM64 208V209H63ZM73 208V209H74ZM88 208H90L91 209V207H88ZM111 208V207H110ZM122 208V207H121ZM141 208V207H140ZM159 208H161V207H159ZM166 208V209H167ZM171 208V207H170ZM169 208V209H170ZM185 208V207H184ZM9 209V208H8ZM8 209H5V210H8ZM19 209V208H18ZM113 209H114V207H113ZM165 209V208H164ZM165 209V210H166ZM168 209V210H169ZM171 209H173V208H171ZM171 209H170V211H171ZM176 209V210H177ZM187 209H191V207L190 208H187ZM76 210V209H75ZM78 210H81V209H78ZM125 210H127V209H125ZM140 211H141V209H139ZM143 210V209H142ZM160 210V209H159ZM161 210H162V208H161ZM165 210H163L164 212H165ZM168 210H166L167 211V213L169 212ZM42 211V210H41ZM43 211V212H44ZM47 211V212H46ZM83 211V210H82ZM81 211V212H82ZM91 211V210H90ZM89 211V212H90ZM127 211V212H128ZM139 211V213L141 214V212ZM173 211V210H172ZM171 211V212H172ZM197 211V210H196ZM196 211H194V212H196ZM199 211V210H198ZM48 212V213H49ZM144 212V211H143ZM174 212H175V210H174ZM191 212V211H190ZM193 211L191 212V213H194ZM201 212H199L200 214H201ZM58 213V214H59ZM65 213H64V215H65ZM70 213H73V214H71L70 215V220L71 221H73L72 222V224H74V225H78V226H80L81 227V230H82V232L83 233H88V230H89V233H90V231H94V230H100V228L98 227V228H96V227H94L93 226V224L95 223L94 221H93V223L91 222L92 220H89V221H86L85 219L83 220V218H81L80 217V215L77 213V210L76 211H74V210H72V212H70ZM74 213H77V215H78V217H77V215L76 214H74ZM163 213V212H162ZM166 213V212H165ZM198 213V214H199ZM50 214V213H49ZM46 215V217H51V216H53V215ZM133 214V213H132ZM169 214V213H168ZM178 214V213H177ZM201 214V215H202ZM25 216H26V214H24ZM54 215H56V214H54ZM64 215H62L61 214V216H63V218H64ZM76 215V216H75ZM104 215V214H103ZM127 215V214H126ZM138 215V214H137ZM143 216L145 215L144 213L142 214ZM171 215V214H170ZM170 215H168V216H170ZM174 214H172V216L171 217H174L173 216ZM186 215V214H185ZM201 215H200V217H201ZM1 216V215H0ZM8 216V215H7ZM69 216V215H68ZM141 216V215H140ZM166 216H167V214H166ZM187 216H189V214L187 215ZM195 216H196V214H195ZM2 217H4V216H2ZM46 217H45V219H46ZM53 217H55V216H53ZM58 217H60V216H56V219H58ZM80 217V218H79ZM179 217V218H180ZM7 218V217H6ZM14 217H12V220H7V222H8V224L13 228V230L14 231H18V233H24V234H26V235H28L29 237H31V238H33L34 239V242L33 243H31V244H29L28 245V247L29 248H33V249H39L40 247H43L44 249H47V247L49 248H53V246H58V245H64V246H67V247H77V244H78V242L77 241H74V240H72V239H70V238H68V237H61V238H56V236H50V235H47L46 233V235H44V232H43V229L42 230H40V229H38L39 228V226H37L38 228H33V227H31V228H28V225H27V227L26 226H24L23 224L25 223V220H24V217H18V218H14ZM62 217H60L59 219H61ZM176 218H177V216H176ZM178 218V219H179ZM184 218V217H183ZM194 218V217H193ZM193 218H191L190 220H192ZM208 218H212V219H208ZM44 219V220H45ZM59 219H58V222L55 220V218H54V220L57 222V223H60L59 222ZM64 219H67V216H65V218ZM116 219V218H115ZM174 219V218H173ZM188 219V220H187ZM202 219V218H201ZM234 219V220H233ZM0 220H2V218H0ZM27 220V219H26ZM39 220H41V219H39ZM49 220V219H48ZM62 220V219H61ZM68 220V219H67ZM88 220V219H87ZM182 220V219H181ZM185 220H187V221H189V222H191L190 220H189V218H185ZM184 219L182 220V222H184L185 221ZM205 220V219H204ZM203 220V221H204ZM37 221V220H36ZM55 221H52V222H54L55 223ZM64 221V223H65V220H63ZM62 221V222H63ZM172 221V220H171ZM174 221V220H173ZM172 221V222H173ZM176 221H177V219H176ZM207 221H205V222H207ZM2 222H3V220H2ZM28 222V221H27ZM66 222H68V221H66ZM84 222V223H83ZM111 222V221H110ZM192 222H193V220H192ZM207 222V223H208ZM263 222V221H262ZM42 223V222H41ZM69 223V222H68ZM113 223V222H112ZM131 223V222H130ZM140 223V222H139ZM185 223V222H184ZM184 223H182V224H184ZM202 223V221H200V224ZM27 224V223H26ZM31 224V223H30ZM35 224H37V223H35ZM38 224H39V222H38ZM37 224V225H38ZM43 225H44V223H42ZM61 224V223H60ZM101 224V223H100ZM104 224V223H103ZM102 224V225H103ZM192 224H194V222L193 223H191L190 225H192ZM205 224V223H204ZM203 223H202V226L204 225ZM1 225V224H0ZM33 225V224H32ZM41 225V224H40ZM43 225L40 227V228H42L43 227ZM64 225V224H63ZM66 225V224H65ZM87 225V226H86ZM113 225H115V224H113ZM117 225V224H116ZM116 225L114 226L115 228H117L118 229V226L116 227ZM133 225V224H132ZM134 225H135V222H134ZM133 225V226H134ZM189 225V226H190ZM196 225H198V227H199V224H196ZM206 225V224H205ZM209 225V224H208ZM2 226V225H1ZM30 226V225H29ZM36 226V225H35ZM106 226V225H105ZM111 226V224L110 225H108V226H106V228L107 229H104L105 227H104V225L102 226V230H100L99 232H97V234L99 233H101L102 234V236L100 235V237H103V235H104V237L103 238H105V236H109V235H111L112 236V234L110 233L111 231H113V229H115L114 227L112 228V227H110ZM121 226V225H120ZM130 226V225H129ZM178 226H180V225H178ZM184 226H188V225H185L184 224ZM201 226V225H200ZM201 226V227H202ZM210 226V225H209ZM4 227V226H3ZM66 227H67V225H66ZM69 227H71V226H69ZM138 227V226H137ZM192 227H195L196 229L195 230H199L201 227H199V229L195 226V224L192 226ZM264 227V226H263ZM68 228V227H67ZM109 228V229H108ZM111 228H112V230H111ZM130 228V227H129ZM150 228H151V226H150ZM185 228V227H184ZM202 228H204V227H202ZM4 229V228H3ZM44 229H47V228H44ZM120 229V228H119ZM180 229V228H179ZM194 229V228H193ZM204 229H206V226H205V228ZM204 229H202V231H204ZM50 230H51V228H50ZM54 230H56V229H54ZM71 230V229H70ZM121 230V229H120ZM125 230V229H124ZM182 230H183V234L184 233H186V232H184V229L182 228ZM201 230V229H200ZM46 231V230H45ZM68 231V230H67ZM197 231H195V232H197ZM206 231V230H205ZM204 231V232H205ZM262 231V230H261ZM114 232L115 231H113L112 233H113V235H116V233L114 234ZM120 233H121V231H119ZM182 233L181 232V229H180V231H178V233ZM194 232V233H195ZM198 232H200V231H198ZM247 232V231H246ZM177 233V232H176ZM203 233V232H202ZM254 233V232H253ZM119 234V233H118ZM188 234H189V232H188ZM191 234V233H190ZM197 234V233H196ZM199 234V233H198ZM206 234H207V238H208V232L206 231ZM206 234H204L203 233V236L205 237L206 236ZM256 234V233H255ZM199 235H201V234H199ZM133 236V235H132ZM132 236H131V238H132ZM142 236V235H141ZM179 236V235H178ZM182 236V235H181ZM194 236V235H193ZM14 237H15V235H14ZM13 236L11 237L10 235H5V231L4 230H2L1 228H0V249L1 248H10V247H15V245L18 243L17 242V240L18 239H16L15 240V238H17V237H15L14 238ZM133 237H135V235L133 236ZM155 237H156V235H155ZM192 236L190 235V238H191ZM195 237V236H194ZM211 237V236H210ZM210 237H209V239H210ZM108 238V237H107ZM115 238V237H114ZM139 239L137 236L135 237V238H132V240H134L133 242L135 243V241L136 242H139L137 239ZM142 238V237H141ZM158 238V237H157ZM190 238L189 239H187V240H190ZM136 239V240H135ZM146 239V238H145ZM160 239V238H159ZM192 239H194V238H192ZM191 239V240H192ZM205 239V238H204ZM213 239V238H212ZM211 239V240H212ZM131 240V239H130ZM141 240V239H140ZM178 240V239H177ZM207 240V239H206ZM210 240V241H211ZM143 241V240H142ZM209 241V242H210ZM99 242V241H98ZM97 242V243H98ZM131 242V241H130ZM186 242H188V241H186ZM194 242H196V241H194ZM194 242H192L193 243V247H194V249H195V245L196 244H194ZM207 242H208V240H207ZM212 242H215L214 240L212 241ZM139 243H141V241L139 242ZM191 243V242H190ZM190 243H188L189 244V246H190V248H192L191 247V245H190ZM191 243V244H192ZM201 243V242H200ZM199 243V244H200ZM20 243H18V245H19ZM136 244H138V243H136ZM17 245V246H18ZM99 245V244H98ZM109 245V244H108ZM146 245V244H145ZM204 245V244H203ZM209 245H210V243H209ZM212 245V244H211ZM20 246V245H19ZM56 246V247H57ZM107 246V245H106ZM147 246V245H146ZM188 246V247H189ZM213 246H215L214 244H213ZM218 246V245H217ZM217 246H216V248H217ZM197 247H199V245L197 246ZM16 248V247H15ZM19 248V247H18ZM200 248L202 249V247L200 246ZM213 248V247H212ZM215 248V249H216ZM219 248V247H218ZM14 249V248H13ZM197 249V251H198V249L199 248H196ZM219 249H221V248H219ZM17 250V249H16ZM169 249H167V250H163V251H168ZM171 250V249H170ZM169 250V251H170ZM204 250V249H203ZM202 250V251H203ZM20 251V250H19ZM197 251H196V253H197ZM202 251H199V252H202ZM209 251H211V250H209ZM215 251H217V253L219 254V251H218V249H216ZM171 252H172V250H171ZM43 253V252H42ZM146 253H148L147 251H146ZM165 253H167V252H165ZM164 253V254H165ZM170 253V252H169ZM211 253H213L212 251H211ZM17 254L18 255H20L21 256V254L20 253H18L17 251H9V252H6V251H2L1 252V254H0V257H7L8 255H16L17 256ZM124 254V253H123ZM149 254V253H148ZM147 254V255H148ZM199 253H197L196 254V256L198 255ZM25 255V254H24ZM39 255V254H38ZM37 255V256H38ZM43 257H47L46 259H49V260H52V261H55V262H58L59 264H60V262H61V260H64V258H63V255H61V254H54V256H48L49 254H46V253H44V254H41ZM162 255V254H161ZM169 255V254H168ZM167 255V256H168ZM171 255V254H170ZM170 255L168 256V259H169V257H170ZM211 255V254H210ZM217 255V254H216ZM220 255V254H219ZM119 256V255H118ZM131 256V255H130ZM159 256V255H158ZM194 256V255H193ZM200 256H201V254H200ZM9 257V256H8ZM15 257V256H14ZM23 257V259H24V256H22ZM22 257H19V258H22ZM43 257H41V258H43ZM111 257V256H110ZM114 257V256H113ZM124 257V256H123ZM126 257V256H125ZM152 257V256H151ZM160 257V256H159ZM159 257H158V259H159ZM166 257V256H165ZM19 258L17 259L18 261L17 262H19ZM39 258V257H38ZM41 258H39V259H37V260H40L41 261ZM112 258V257H111ZM117 258V257H116ZM119 258V257H118ZM128 258V257H127ZM154 258V257H153ZM162 258H164V257H162ZM172 258H174L173 256H172ZM197 259H198V257H196ZM11 259H13L12 257H11ZM26 259V258H25ZM24 259V260H25ZM36 259V258H35ZM44 259V258H43ZM45 259V260H46ZM114 259L115 258H112V260H109V261H111L112 263L114 262L115 264H117V262H115L114 261ZM151 259V258H150ZM157 259V260H158ZM161 259V258H160ZM159 259V260H160ZM201 258L199 257V260H200ZM205 258H203V260H204ZM37 260H36V262H37ZM118 260V259H117ZM146 260V259H145ZM152 260V259H151ZM150 260V261H151ZM155 260H156V258H155ZM155 260H153V261H155ZM156 260V261H157ZM161 260H163L164 261V259H161ZM173 260V259H172ZM176 260V259H175ZM196 260V259H195ZM198 260V261H199ZM202 260V259H201ZM209 260V259H208ZM208 260H206V261H208ZM3 261V260H2ZM12 260H10V262H11ZM14 262L16 261V259L15 260H13ZM42 261H44V260H42ZM41 261V262H42ZM48 261V260H47ZM46 261V262H47ZM72 261H73V259H72ZM131 261H133V260H131ZM147 261V260H146ZM150 261H148V262H150ZM205 261V262H206ZM7 262V261H6ZM14 262H13V264H14ZM27 262V261H26ZM35 262V263H36ZM51 262V261H50ZM54 262V263H55ZM63 262V261H62ZM107 261H105V263H106ZM162 262V261H161ZM160 262V263H161ZM200 262V261H199ZM20 263V262H19ZM23 263H24V261H23ZM34 263V264H35ZM45 262H43V263H41V264H44ZM53 263V264H54ZM57 263V264H58ZM111 263V264H112ZM131 263V262H130ZM132 263H134V262H132ZM151 263H152V261H151ZM195 263V262H194ZM202 263H203V261H202ZM6 264H9V261L6 263ZM10 264H12V263H10ZM26 264V263H25ZM37 264V263H36ZM40 264V263H39ZM45 264H49V262H47V263H45ZM52 264V263H51ZM56 264V263H55ZM63 264H76L74 261L73 262H71V263H63ZM88 264H91L90 262L88 263ZM119 264V263H118ZM197 264H198V262H197Z\"/></svg>",
  "mask_w": 264,
  "mask_h": 264
}]
</instances>
